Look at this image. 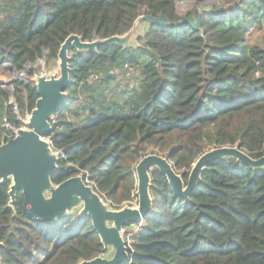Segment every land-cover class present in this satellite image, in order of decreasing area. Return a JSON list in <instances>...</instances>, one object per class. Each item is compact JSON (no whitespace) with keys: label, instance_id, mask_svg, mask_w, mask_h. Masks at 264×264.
Listing matches in <instances>:
<instances>
[{"label":"trees","instance_id":"1","mask_svg":"<svg viewBox=\"0 0 264 264\" xmlns=\"http://www.w3.org/2000/svg\"><path fill=\"white\" fill-rule=\"evenodd\" d=\"M183 3L191 5L185 16ZM198 8V31L143 21L134 46L72 50L66 101L46 137L62 153L51 182L81 174L118 210L137 205L135 168L149 154L168 157L185 184L213 148L263 157L264 46L249 38L264 26V0H0V70L6 60L18 72L30 67L11 90L0 86V145L5 123L20 128L35 107L33 66L56 65L68 36H121L139 16L176 23ZM149 173L152 210L123 228V264H264V168L221 159L187 199L159 170ZM9 185L0 183V264H78L106 254L89 216L38 224L23 212L21 191L8 206Z\"/></svg>","mask_w":264,"mask_h":264},{"label":"water","instance_id":"2","mask_svg":"<svg viewBox=\"0 0 264 264\" xmlns=\"http://www.w3.org/2000/svg\"><path fill=\"white\" fill-rule=\"evenodd\" d=\"M199 8L194 16L185 17L180 22L168 23L164 16H139L130 30L121 36L84 42L77 35L68 36L61 44L57 54V71L35 76L34 83L38 94L34 109L25 116V128H18L12 139L0 145V183L10 182L9 203H15L18 191L23 195L22 210L25 215L38 224L55 223L58 218L78 211V215L90 217L94 232L106 254L78 264H123L127 254L123 228L141 224L152 210L150 195V170L156 168L165 175L174 195L187 199L201 181L202 173L224 158H234L251 169L264 168V156L250 158L239 146L213 148L202 154L193 164L187 183L178 175L168 157L149 154L136 165L137 206L126 205L118 210L111 209L94 189L86 184L81 174H76L54 185L51 176L58 169V152L54 151L47 135L52 127L50 120L61 110L66 101V88L69 84V62L72 50L96 52L98 48L115 45L125 49L134 46L142 36L140 23L170 27L188 23L198 31L201 27ZM14 76L21 78L22 72L16 71L6 60ZM9 85V84H8ZM0 82V86L7 87ZM3 244L0 242V251Z\"/></svg>","mask_w":264,"mask_h":264},{"label":"rangeland","instance_id":"3","mask_svg":"<svg viewBox=\"0 0 264 264\" xmlns=\"http://www.w3.org/2000/svg\"><path fill=\"white\" fill-rule=\"evenodd\" d=\"M217 2V4L221 1H224V0H215ZM191 9V5L190 4H179L177 6V10L179 12V14L181 16H185V14L188 13V11ZM200 10V9H199ZM142 29V28H141ZM249 42L250 44H258L260 46H264V26L261 30L259 29H254L250 35V38H249ZM50 66H47L46 67V63L44 60H40L35 66H33L35 68V73L30 76L31 79H33L35 76H39V75H45L46 77L49 76V74H52L54 72L57 71L58 67H57V61H56V65H52V64H49ZM30 71V67L27 66L25 68V70L21 73L22 74V77L21 78H18L16 76L13 75V73L8 69L7 66L5 67H1V70H0V82H2L4 85H8L7 88L9 90L12 89V84L17 81V80H25L27 78V74L28 72ZM48 140V139H47ZM132 206H137L135 204V202H132ZM75 214H78V211L74 212ZM132 231H135L138 229V226L137 227H132ZM123 239H124V236H123Z\"/></svg>","mask_w":264,"mask_h":264},{"label":"built area","instance_id":"4","mask_svg":"<svg viewBox=\"0 0 264 264\" xmlns=\"http://www.w3.org/2000/svg\"><path fill=\"white\" fill-rule=\"evenodd\" d=\"M21 122H22V126L20 128H25L24 119H21ZM4 127L7 129V134L4 137L3 142H6L7 140L12 139L15 136V133H16L17 129H14V128L10 127L8 123H5ZM57 152H58V155L62 156V153L60 151H57ZM85 182L87 184V181H85ZM136 231L137 230H135L134 232H136ZM124 234H126V233H123V236H124ZM128 244H130V234H127L126 245H128Z\"/></svg>","mask_w":264,"mask_h":264}]
</instances>
